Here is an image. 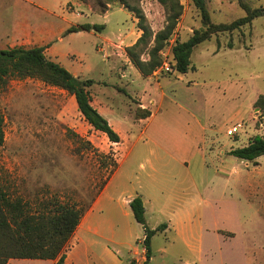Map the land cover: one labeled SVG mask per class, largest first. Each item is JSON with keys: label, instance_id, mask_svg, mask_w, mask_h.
<instances>
[{"label": "rangeland", "instance_id": "1", "mask_svg": "<svg viewBox=\"0 0 264 264\" xmlns=\"http://www.w3.org/2000/svg\"><path fill=\"white\" fill-rule=\"evenodd\" d=\"M31 1L51 14L28 16L57 33L45 47L46 58L80 80L93 81L92 105L120 139L114 144L93 131L72 95L38 78L12 77L0 91V186L9 199L38 211L57 205L90 209L117 169L94 211L82 216L64 250L65 264H142L144 231L128 205L137 195L149 229L171 225L152 237L148 264H212L205 260L209 256L200 261L194 249L201 234L211 248L216 227L241 236L225 243L213 264H264V252L246 250L255 236L248 244L245 237L264 233V210L258 207L264 201L258 188L264 186V155L254 162L229 155L254 136L264 138V0H204L213 24H230L252 10L262 15L233 32L212 35L193 50L191 69L177 75L171 70V46L203 29L192 0H178L182 14L160 52L162 66L148 77L126 54L142 32L119 0L105 14L93 13L91 4L79 0ZM126 1L140 9L153 34L163 29L166 11L156 0ZM16 2L0 0V16L9 25L23 10ZM83 24L103 30L59 33ZM12 47L0 34V50ZM140 109L150 116L139 119ZM233 126L237 133L228 136ZM249 206L256 210L251 217Z\"/></svg>", "mask_w": 264, "mask_h": 264}, {"label": "trees", "instance_id": "2", "mask_svg": "<svg viewBox=\"0 0 264 264\" xmlns=\"http://www.w3.org/2000/svg\"><path fill=\"white\" fill-rule=\"evenodd\" d=\"M91 4V11L95 14H105L108 5L113 0H79ZM124 8L132 12L138 19V29L142 32L136 42L126 48L130 62L144 77L152 75L162 66L160 52L165 49L167 41L173 35L178 19L182 14V6L178 0H156L166 11L165 26L153 34L146 25L145 17L134 5L126 0H119ZM201 15L203 29L196 30L185 41L176 39L171 46V70L177 75H184L191 69L193 50L212 35L230 33L250 24L255 18L262 15V10H252L230 24H213L208 16L204 0H192ZM101 32L103 26L83 24L69 27L64 35L80 31ZM45 47H12L0 50V91L5 88L12 77L38 78L44 83L58 87L75 99L77 110L95 132L104 134L114 144L119 142L118 134L112 130L108 121L92 105V98L88 88L92 80H80L73 76L64 67L46 58ZM146 51V52H145ZM142 53L148 58L142 60ZM150 116L146 109L138 111V118ZM4 145L3 117L0 113V152ZM242 161L254 162L264 155V138L254 136L247 145L229 152ZM129 208L134 220L143 227V245L145 261L148 264L151 258V239L164 230L162 224L151 230L146 226L145 210L142 198L134 197L129 202ZM75 206L57 205L55 209L42 211L32 210L30 205L21 199H9L7 193L0 186V264H7L10 260H51L54 264H65L64 250L76 231L85 211ZM130 264H136L130 262Z\"/></svg>", "mask_w": 264, "mask_h": 264}, {"label": "crops", "instance_id": "3", "mask_svg": "<svg viewBox=\"0 0 264 264\" xmlns=\"http://www.w3.org/2000/svg\"><path fill=\"white\" fill-rule=\"evenodd\" d=\"M16 1H17L16 3H18L23 8V10L21 12H19L17 18L10 25L6 23L7 19H5L4 15L0 16V34H3V38L5 39V43L6 44L9 43L13 47H25V48H30V47H35V46L36 47H47L51 43H53V41H54L53 39H54V37H56L57 33H55L53 31V29L48 28L47 26H44L40 22H38L39 20L37 17H35V20L33 21L32 18L28 16V14H30V12H32V13L34 12V14L38 13V14L42 15V11H44L46 14L50 15L51 14L50 10H48V8L37 6L31 0H16ZM32 9H34V10H32ZM65 11H66V9H65ZM79 17H81V16H79ZM67 29H65V30L62 29V30H60L59 33L63 32L62 33V36H63ZM153 117H154V115H152L150 117V119L148 118V121H150ZM199 131H200L199 134H200V138H201L203 136L204 131H205L202 124L199 125ZM201 141H202V139H200L199 142H201ZM116 171H117V169L114 170V172L112 173L110 178H108L105 186L103 187L102 191L100 192L98 200L88 210L89 211L88 217L90 216V214L94 211V209L98 205V202L100 200V196L104 192V189L107 187L109 181L111 180V178L113 177V175L115 174ZM233 173H234V171H233ZM216 174L219 175L218 173H216ZM227 179H228V177H227ZM259 185H260V183H259ZM249 188L251 189L252 185H249ZM258 188L259 189L261 188V191L264 192V186L260 185V186H258ZM252 190L253 189H251V191H250L251 193L255 191V190H253V191ZM137 196H139V195H137ZM263 202L264 201H261L260 206H258L260 208V210H264V203ZM143 205H144V203H143ZM254 205H256V203ZM247 208H248L247 211H249V213H250L249 216L255 215L256 210L254 211V208H252L251 206H249ZM144 210H145V208H144ZM247 219H245L243 224H246ZM165 224H167V223H165ZM248 224H249V222H248ZM170 226H171L170 224H167L166 229L163 230L162 233H164V234L167 233V231L170 230ZM89 229L90 228L88 226V219H87L86 230H89ZM211 235H212V246H211V248H209V247H207V245H205V243L203 242V236L201 234L195 240L196 244H195L194 250H195V254L197 255V257L199 258L200 261H202L204 259V257L209 256V259L205 258V260H206V262H211L213 264V262L215 263V261H217L219 259V256L222 253V247H224L223 245L225 243L229 244L231 242H234L237 238H239L241 236V232L240 231H234L231 228H227V229L222 228L221 229L219 227H216L215 229H213L211 231ZM252 236H255V237H253L251 242H250L249 238H251ZM245 237L247 239H249L246 242V244H248L250 242L249 248H247L246 250H248V249L254 250L258 254L259 253L261 254L264 252V233L260 234L257 232L253 235L247 234ZM220 241L222 242V244H220ZM247 247H248V245H247ZM245 248H246V246L243 249H245ZM65 261H66V258H65Z\"/></svg>", "mask_w": 264, "mask_h": 264}, {"label": "built area", "instance_id": "4", "mask_svg": "<svg viewBox=\"0 0 264 264\" xmlns=\"http://www.w3.org/2000/svg\"><path fill=\"white\" fill-rule=\"evenodd\" d=\"M237 133V127L233 126L227 131L228 136H234Z\"/></svg>", "mask_w": 264, "mask_h": 264}]
</instances>
